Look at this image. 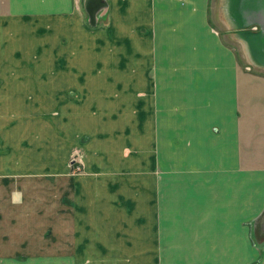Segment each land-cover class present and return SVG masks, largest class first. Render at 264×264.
Masks as SVG:
<instances>
[{
    "label": "crops",
    "instance_id": "1",
    "mask_svg": "<svg viewBox=\"0 0 264 264\" xmlns=\"http://www.w3.org/2000/svg\"><path fill=\"white\" fill-rule=\"evenodd\" d=\"M86 1L0 0V264H264V0Z\"/></svg>",
    "mask_w": 264,
    "mask_h": 264
},
{
    "label": "rangeland",
    "instance_id": "2",
    "mask_svg": "<svg viewBox=\"0 0 264 264\" xmlns=\"http://www.w3.org/2000/svg\"><path fill=\"white\" fill-rule=\"evenodd\" d=\"M231 42H235L233 40H230ZM244 57L240 52V61H241V69H243V71L249 72V73H255V72H264V69H259V68H254V67H250L249 65H247L246 63H244ZM79 161V162H78ZM71 162L75 163L76 165L79 164L80 165V169L77 170L76 167L74 168V172L75 174L83 172V154L81 152L80 149L74 150L72 152L71 155Z\"/></svg>",
    "mask_w": 264,
    "mask_h": 264
},
{
    "label": "water",
    "instance_id": "3",
    "mask_svg": "<svg viewBox=\"0 0 264 264\" xmlns=\"http://www.w3.org/2000/svg\"><path fill=\"white\" fill-rule=\"evenodd\" d=\"M104 1V0H100V3L99 2H93V0H89V1H86V9H87V13L89 15L88 19H89V22L91 24H96V20H95V17H94V14H95V11L96 9L101 6V2Z\"/></svg>",
    "mask_w": 264,
    "mask_h": 264
},
{
    "label": "built area",
    "instance_id": "4",
    "mask_svg": "<svg viewBox=\"0 0 264 264\" xmlns=\"http://www.w3.org/2000/svg\"><path fill=\"white\" fill-rule=\"evenodd\" d=\"M78 162H79V161H78ZM75 167H76L77 170L80 169V165H79V164H77Z\"/></svg>",
    "mask_w": 264,
    "mask_h": 264
}]
</instances>
